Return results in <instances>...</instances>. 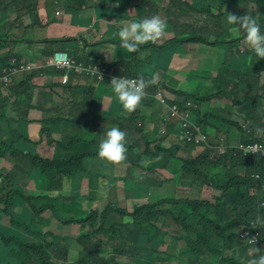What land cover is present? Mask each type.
Returning a JSON list of instances; mask_svg holds the SVG:
<instances>
[{
    "label": "trees",
    "instance_id": "16d2710c",
    "mask_svg": "<svg viewBox=\"0 0 264 264\" xmlns=\"http://www.w3.org/2000/svg\"><path fill=\"white\" fill-rule=\"evenodd\" d=\"M43 1L44 7H39L40 0H0V61L12 62L18 59L20 42L30 37H39L47 45L57 42L60 47L75 50L78 60L90 63L92 57L77 50H86L88 46L80 44L76 38L62 36L53 39L55 30L51 26L56 23L54 13L50 9V0ZM74 1L79 2V7L83 10L88 4V0ZM164 1L146 0L144 9L137 15L145 18L158 14L162 19L166 18L165 22L171 21L170 16L177 10L185 15L184 21H178L176 27L167 33L171 32L174 36L162 44H157L158 41L149 42L142 45L138 53H129L121 46H115L105 33L107 27L112 29L111 23L100 26L104 28L100 39L102 44L112 43L115 48L113 56L105 55L103 59L107 64L115 65L114 73L128 78L143 75L145 79H150L155 76L153 69L157 66L151 61L155 47H165L172 42L181 43L182 34L176 30H191L194 25L191 13L183 12L177 6L173 9L162 8ZM96 4L98 8H102L103 4L110 2L96 0ZM194 4L196 1L192 3L193 6ZM199 4L204 8L207 2L202 0ZM119 7L125 12L129 11L127 6ZM206 16H209L208 12L201 9L200 17ZM140 19L141 17L137 18ZM91 23L89 20L88 25ZM6 24L10 25L8 29L5 28ZM259 24L264 33V20ZM203 27L204 25L198 28ZM242 36L240 33L233 35L235 38ZM224 37L225 33L222 32L217 38ZM195 38L203 48L206 46L204 42L210 41L206 32H201ZM148 46L149 49H146ZM240 47L238 43L237 49ZM47 51L51 53L50 48ZM88 52L92 54L91 51ZM260 60L264 63V59ZM51 71L58 74L64 70L53 68ZM183 71L182 64L169 57L163 64L159 80L146 89V97L132 113L123 110L114 92L107 87L105 95L110 97L109 101H104L103 97L96 94V89L105 83L96 74L84 79L79 76L71 77L75 84L68 86L74 93L68 111H65V105L61 101L56 102L46 95L47 87L51 90V96L55 92L52 84L35 83L40 73L45 72L43 69L23 68L16 72V76L9 75L7 84L5 81L0 82V157L13 162L12 169H0V199L5 203L2 212L10 217V226L0 227V240L8 246L6 252L0 253L1 264H186L184 261L175 263L158 256L160 249L164 248L170 254L190 240L196 242L195 247L200 257L206 260L217 259L215 264H245L247 249L253 246L262 249L264 254V227L252 228L249 223L258 215L264 217V163L259 158L258 151L255 154L245 151L249 145L263 144L264 138L245 134L241 146L230 148L214 160L188 163L182 178H165L161 172L164 169H176L170 164L172 155L169 148L161 145L165 138L160 132L161 125L166 122L168 130L181 134L187 131L183 125L192 128L194 122L200 125L201 119L197 110L192 111L184 104L177 106V111L165 119L162 116L163 106L154 96L155 90L167 89L183 98H196L201 88L212 84V79L205 71V74L191 77L193 83L189 90L177 91L176 87L181 83L177 75ZM252 78L259 80L261 77L252 74ZM37 86L42 96L33 104L34 88ZM95 104L102 108L104 122L118 123L119 128L126 133L129 158L127 162L118 164H128L126 173L118 170V165L104 160L100 172H93L82 166L85 159H100L98 146L104 137L99 139V135L103 133V128L93 127L94 123L99 122L87 120L85 116L87 108ZM33 109L41 112L58 109V117L43 122L57 123L65 120L68 124L65 128L66 135L61 140H49L42 133L46 145L58 147L61 150L59 153L49 154L39 149L40 141H31L26 122L30 121L29 112ZM9 117L20 124L21 136L15 134L18 127L14 130L9 128ZM137 120L140 126L136 123ZM149 127L153 129L152 133L146 131ZM202 127L205 128L204 125ZM136 128H141L138 136L134 135ZM219 129L228 130L229 137L240 133L238 125L221 123ZM191 132L195 134L196 131ZM220 137L219 134L218 138ZM13 142L24 145L14 148ZM211 143L216 147L222 141ZM185 144L193 145L194 141ZM201 144L205 145L203 141ZM175 145L179 144H171ZM227 145L232 144L228 142ZM207 152L210 150L207 149ZM149 171L157 173L151 175ZM30 178L34 182V189L29 187V182L24 183L25 179ZM107 179L115 196L114 200L101 209L84 208L87 217L74 219L71 213L73 206L79 201L83 203L85 199L93 202L98 196L101 183L104 184ZM67 183L69 187H66ZM164 184H167L171 195L164 194L166 190H160ZM120 186L126 197L136 201L132 210L120 204L116 196ZM88 189L89 192L84 194L83 190ZM207 189L212 191L211 197H208ZM189 193L197 195L191 196L196 202L206 205L204 212L196 211L197 223L194 226L182 225L177 220L178 206L183 203H173L167 210H157L167 199L187 200ZM46 211L67 224L81 222L78 235L72 243L67 244L66 237L49 229L45 230L50 225V219L43 216ZM146 217H156L160 224L149 226L146 224ZM257 230L259 234L255 244H249L241 238L245 233L251 235ZM145 232L149 234L148 238ZM74 243L77 247L73 246ZM226 251L231 253L221 258Z\"/></svg>",
    "mask_w": 264,
    "mask_h": 264
},
{
    "label": "rangeland",
    "instance_id": "374dc122",
    "mask_svg": "<svg viewBox=\"0 0 264 264\" xmlns=\"http://www.w3.org/2000/svg\"><path fill=\"white\" fill-rule=\"evenodd\" d=\"M110 3L104 8H98L96 5V0H88V4L85 5V9L81 11L80 15L84 19L83 29L76 35V39L79 40V43L86 47L87 51H91L93 58H90L91 66H94L100 62H103L105 55L113 56L116 52L113 51L114 45L112 43L102 44L101 36L104 32V28L100 27L102 24L107 22L112 24V29L107 27L105 33L108 34L110 41H112L115 46L120 47V40L118 38V31L120 27L123 26L125 21L137 20L138 17L144 18V16H137L143 9L144 3L146 0H107ZM196 1L194 6L192 3ZM202 0H165L163 2L162 8L171 7V9L176 8V6L181 9L183 12H190L193 17L191 21L193 26L192 31L197 32L200 26L204 25L208 19L213 17L211 20L212 25L209 26V29H212L214 34L217 32H222L226 29L229 30L230 35L227 36L223 43H230L228 46H217V51L210 53L208 57L205 58V67L206 73L212 79V84L206 87H203L199 90L196 98L194 97H185L184 105H188L189 109L194 111L197 110L200 114L201 123L200 125L195 122L192 125V128L184 126L187 130L196 131L195 145L185 144V139L187 142L191 141L192 132H186L185 135H176L177 140H179L178 146H171V142L166 138L165 143L161 141L162 146L169 148V153L171 156L170 164L176 167L175 170L164 169L163 173L165 176H173L177 178H182L188 163L195 161H206L214 160L219 154L225 153L229 147L227 143L230 142L233 146L241 143L242 138L245 134H252L256 136L254 128L256 126L264 127V63L256 56L254 51H251L246 43L244 42L245 33L238 28L236 25H229L226 21L227 12L235 13L236 15H246L250 14L258 20L259 23H263L264 20V2L248 1V0H206L207 4L204 8L200 7V2ZM90 5H93L92 7ZM119 6L129 7V11L125 12ZM204 9L208 12L207 17H199L200 10ZM123 12V13H122ZM240 12V14H238ZM171 21H166L167 29L164 35L160 38V42L157 44H162L166 40L174 36L173 33H169L166 36V33L174 29L178 21H184L185 15L181 11H175L174 14L170 16ZM91 20V25H88V21ZM165 21L166 18H163ZM9 24H6L5 28L8 29ZM184 30V29H183ZM181 30V31H183ZM240 33L242 37H232L233 35ZM232 35V36H231ZM56 39V38H55ZM241 45L240 49H237L238 43ZM57 42H51L47 45L48 48L51 46H56ZM218 45V43H217ZM150 46L146 47L149 49ZM176 43L172 42L171 44L160 47H155V53L153 57L151 56V61L157 66L153 69V73L156 77V81L159 80L160 72L163 67V64L168 61V58L175 52ZM118 51V50H117ZM246 52V53H245ZM245 53V54H242ZM147 54V51H146ZM222 56V59L218 63H211L209 61L210 57ZM89 58V57H87ZM111 63V61H109ZM110 65L111 70H115V65ZM252 74L261 77L259 80H254ZM177 78L181 81L184 79V75L179 73ZM196 90V89H195ZM166 95L169 98L175 97L172 92L165 89ZM37 88H34V99L37 96ZM34 104V102H33ZM70 108L68 104L67 109ZM118 107L117 110H119ZM164 110V109H163ZM87 112L91 111V107H88ZM29 115L30 123L33 119V114H40L41 110L33 109ZM109 113H107V116ZM7 123L9 128L15 131V134L18 136L22 135V128L12 117L7 118ZM136 123L140 126V122L137 120ZM224 123L225 125H238L240 133L238 136L229 137L228 130L221 131L219 125ZM190 124V123H188ZM65 120H59L57 123L43 122L40 126L39 137L31 139L35 142L36 139L41 138V134H46L49 140H61L65 137L66 132L65 128L67 127ZM118 126L117 124H105V126ZM204 125L205 128L202 127ZM148 133H152V128H147ZM217 131V138H216ZM141 128H136L134 130V135H140ZM161 132V131H160ZM162 133V132H161ZM219 134L221 135L218 138ZM102 137V132L99 135V139ZM220 140L222 144L213 147L210 145L211 142ZM199 141H204L205 145L201 144ZM208 142V143H207ZM23 143L13 142V147L23 146ZM207 149L210 152H207ZM46 150L52 152L53 154L59 153L61 150L58 147L46 148ZM66 152H63L65 154ZM8 160L5 159L7 163ZM107 162L106 160H104ZM82 166L86 167L88 170L93 172H100L103 166V160L100 159H85L82 163ZM128 164H121L116 166V168L122 172L126 173ZM151 175H156L157 171H149ZM29 187L31 188L34 185L33 181H28ZM122 185V183L120 184ZM66 187H69L68 183ZM110 183L108 179L100 185L98 190V196L96 199L91 202L88 199H85L84 202L79 201L71 209V213L74 215V219H84L87 217V212L83 211L89 208H103L109 201L114 200V195L110 189ZM90 189V188H89ZM85 191L84 194L89 192ZM27 190H29L27 188ZM160 190H166L163 193L171 195L172 193L168 191L167 184H164L160 187ZM208 190V189H207ZM190 194V193H189ZM212 191L208 190L207 195L211 197ZM184 195V193H182ZM120 204L123 207L132 210L136 201L125 196L122 192V186L116 195ZM197 196L194 193H191L187 200H174L167 199L164 201L163 205L157 208V210H167L171 207L173 203H183L182 206H178V217L177 220L182 225L194 226L197 223L196 211L204 212L206 205H202L199 202H196L193 197ZM46 216L50 215V212L45 213ZM146 224L159 225L160 221L156 217H146ZM81 222H75L73 224H64L60 221L59 218L54 217L51 223V229L60 233L67 238L66 243L70 244L77 237L78 230L80 228ZM146 233V232H145ZM147 238L149 234L146 233ZM243 236V235H242ZM197 238V237H196ZM196 242L190 240L183 247L179 246L175 252L170 254L166 253L164 248L160 249L159 258L167 259L172 262L184 261L186 264H215L217 259H204L200 257L196 247ZM231 251H226L222 254V257L229 255ZM70 259V256L68 257ZM69 264H73L72 262Z\"/></svg>",
    "mask_w": 264,
    "mask_h": 264
},
{
    "label": "clouds",
    "instance_id": "9594fccd",
    "mask_svg": "<svg viewBox=\"0 0 264 264\" xmlns=\"http://www.w3.org/2000/svg\"><path fill=\"white\" fill-rule=\"evenodd\" d=\"M234 2L236 1L234 0ZM58 6H59L58 3L54 5L56 16L62 14V12L58 9ZM74 13L72 14L74 15ZM238 14H240V12ZM226 21L229 25L238 26V28L242 30L243 33H245L244 42L246 43L248 48L251 51H254V53L259 59H264V33L261 32V27L258 20L250 14L238 16L235 13L227 12ZM166 29H167L166 22L158 14H156V15H152L151 17L142 18L140 20L125 21L123 26L120 27L117 35L121 42L120 46L122 49H126L129 53H138L142 45H145L149 42L155 43L157 41L159 43L160 38L164 35ZM54 38H59V37H54ZM181 38L183 40L181 41V43L176 44L175 50L177 48V45H182L184 42L188 41L191 37L182 35ZM27 40L32 43H39L41 45H44V47L39 48L35 54L30 56H26L24 53H21L19 54L18 59H14L12 62L0 61V82L5 81L7 84L9 75L16 76V72L23 68L29 70L43 69L45 70V72H50L53 75H59L60 80L63 83H68L70 77H75V76L83 77L84 79L85 77L91 75L89 73V70H94L95 71L94 74H96L97 78L99 80H104L105 83L109 77L108 80L109 89L114 92L115 97L117 98L119 104L122 106L123 110L129 113L136 111V109L141 105L142 100L147 95L146 89L156 84L157 82L155 76H152L150 79H145L143 75H140L138 78L135 77L128 78L124 75L116 74L114 73L113 70L110 69V66L104 60L103 62L91 66L89 63H86L85 61L78 60L77 56L74 54L75 50H71L68 48L53 46L50 47L51 53H48L47 43H45L41 39L30 37L27 38ZM77 50L80 53L93 58V55L90 54L89 52L83 49H77ZM211 63L214 64V62ZM53 68L64 71L56 74L51 71V69ZM182 74L184 75V79L176 87L177 91L189 90L191 88V84L193 83L191 81V77H193L194 75H200V72L199 70L191 68L189 70H184ZM169 91L172 92L175 97L173 98L167 97L166 91L161 88H158L154 92V96L158 98L159 102L163 106L164 110L162 116L165 119L169 118L170 116H172L173 113L176 112L177 106L184 104V100L181 99L183 97L177 95L171 90ZM158 92L162 94L164 101H162L158 97ZM179 102L181 104H179ZM170 111H172L171 114ZM85 116L87 120L95 121V122L98 121L101 124V127L103 128L102 137L104 138L101 139V141L99 142L98 157L101 160H106L107 162L116 165L123 162H127L129 158V148L128 146H126L127 144L126 133L119 128L118 123H114L117 124L118 126L108 127L106 125L104 127L105 124H110V123L104 122L102 116V108L96 104L95 106L91 107L90 112L85 113ZM160 131L162 132V136L165 137L163 143H165L166 138H168L169 141L171 142L170 144H179V141L177 140V136L175 135L176 132H174L173 130H168V126L166 122L161 125ZM254 132L257 136L264 138V127L256 126L254 128ZM194 135H196V132L195 134H193L191 138V141H194L193 145L196 144ZM43 138L45 137L43 136ZM191 141L187 142L186 140L185 143H191ZM241 144L242 142L235 146L233 145L230 146L227 145V146L230 149L237 146H241ZM210 145L213 144L210 143ZM245 151L252 154H255L258 151L259 158L264 163V143L249 145L248 148L245 149ZM5 159L8 160L7 163L5 162ZM12 168H13L12 161H10L6 157H0V169L10 170ZM31 179L32 178L25 179L24 183H28V181H30ZM31 189H34V187L32 186ZM4 207H5V203L2 199H0V227L10 226V217L6 215L4 212H2ZM46 212H50V211H46ZM45 213L43 214V216L50 219V225L45 227V230L49 229L53 231L50 228L52 219L57 216L52 215L51 212L49 216H46ZM4 218L6 221L5 223L3 222ZM59 219L62 223H64L61 220V218ZM249 223H250V227L252 228H257L258 226L264 227V217L258 215L254 219H252ZM258 234H259V230H257L255 233L251 235L245 233L241 238L246 240L249 244H255ZM73 246L77 247L76 243H74ZM7 249L8 246H6L0 240V253L6 252ZM247 257L248 258L245 264H264V254H262V249L258 248L257 246L249 247L247 249Z\"/></svg>",
    "mask_w": 264,
    "mask_h": 264
},
{
    "label": "crops",
    "instance_id": "0c3cea01",
    "mask_svg": "<svg viewBox=\"0 0 264 264\" xmlns=\"http://www.w3.org/2000/svg\"><path fill=\"white\" fill-rule=\"evenodd\" d=\"M58 1V2H57ZM58 3V9L62 12L61 15L56 16L55 14V8L54 5ZM111 3V2H110ZM97 5V4H96ZM109 4H103L102 8L108 6ZM39 7H44V1L40 0ZM98 7V6H97ZM50 9L54 13V19L56 23H54L51 28L55 30V34L52 36L54 37H76L77 34L83 29V22L84 19L81 17L80 13L83 11L81 7H79V2L74 0H50ZM76 14H72V13ZM200 17V16H199ZM207 17V16H206ZM205 18V17H204ZM213 17L210 16L208 21L204 24V27L202 29H199L197 32L195 31H181L176 30L177 33H181L183 36H190L191 38L184 42L182 45H177V48L175 52L170 56L171 59L179 61L184 70L189 69H196L199 70L200 74H205V58L210 55V53L217 51V46H228L230 43L225 42L223 43V40L230 35V32L228 29L222 31L225 33L224 38H217L218 35L222 32H217V34H214L212 29H209V26L212 25L211 20ZM201 32L208 33V36L210 37L209 42H204L205 47H202V44L199 40H197L195 37H197ZM232 36V35H231ZM233 37V36H232ZM36 39H40L39 37H35ZM79 41V40H78ZM218 43V45H217ZM59 45H56L54 47H57ZM44 45H41L39 43H32L28 41L27 39L20 42V52L24 53L26 56H30L35 54L39 48H43ZM87 51V50H85ZM88 52V51H87ZM222 59V56H215L210 57L209 61L218 63ZM154 64V63H153ZM152 68V67H151ZM108 80L109 77L103 85L99 86L96 89V94L100 97H103V100H110V97L108 95H105L106 93V87L109 89L108 86ZM35 83L37 85H42L44 83H50L53 85V89L55 92L51 96V90L49 87L46 88L45 93L49 97H51L56 102L61 101L62 104L65 105L64 109L65 111L70 110L72 102H73V91L68 86L69 84H75V80L70 77L68 83H63L60 80L59 75H53L47 72L40 73L39 77L35 79ZM37 96L34 99V103H37L39 99L41 98V93L39 87L37 86ZM99 102V99H97ZM68 104L70 105V108L67 109ZM58 113V109H54L53 112L50 110H46L41 112L40 114H33V119L30 123H28V129L30 137L37 138L39 137V131L40 126L43 120H53V117H58L56 114ZM100 123H94L93 127L98 128L100 127ZM235 135V133H234ZM36 141H40L41 144L39 145V149L49 153L53 154L52 152L46 150V148H53L46 145L45 138H43L41 134V138L36 139ZM3 165V162H2ZM163 173V170H161ZM163 176L165 178H168L169 176H165L163 173ZM177 192V190H175ZM3 222L5 223V218L3 219Z\"/></svg>",
    "mask_w": 264,
    "mask_h": 264
},
{
    "label": "built area",
    "instance_id": "2783aa9c",
    "mask_svg": "<svg viewBox=\"0 0 264 264\" xmlns=\"http://www.w3.org/2000/svg\"><path fill=\"white\" fill-rule=\"evenodd\" d=\"M89 73H90L91 75H94L95 71H94V70H89ZM158 97H159L162 101H164V98H163V96H162V94H161L160 92H158ZM176 111H177V110H176ZM186 132H190V133H191V131H189V130H187ZM186 132L181 133V134L175 133V135H185ZM192 136H193V133H192ZM185 140H186V139H185ZM178 141H179V140H178Z\"/></svg>",
    "mask_w": 264,
    "mask_h": 264
}]
</instances>
